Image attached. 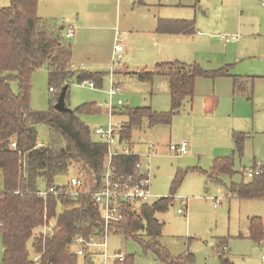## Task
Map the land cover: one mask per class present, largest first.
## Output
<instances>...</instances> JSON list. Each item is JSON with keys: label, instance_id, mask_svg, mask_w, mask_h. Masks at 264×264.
Returning <instances> with one entry per match:
<instances>
[{"label": "rangeland", "instance_id": "1", "mask_svg": "<svg viewBox=\"0 0 264 264\" xmlns=\"http://www.w3.org/2000/svg\"><path fill=\"white\" fill-rule=\"evenodd\" d=\"M11 0H0V8ZM37 14L61 30L64 42L72 46L74 68L103 72L102 85L89 87L88 82L70 80L68 105L75 109L94 104L100 110L81 114V120L92 133L96 127H107L108 110L151 107L156 112H170L168 84L164 80L142 82L135 74L154 69L157 63L181 61L197 63L206 71L225 70L229 76L215 79L199 77L193 101L186 100L173 114L170 125L149 126L147 122L133 130V141L143 168L150 164V203L172 195V184L178 172L185 173L173 193V204L157 214L164 223L161 244L175 256L193 255L188 264H264V239H253L250 220L260 218L264 226V198L241 200L228 194L231 184L250 182L245 170L264 164V6L260 0H38ZM168 19L194 21L195 33L162 30L160 22ZM74 25L77 35L64 38L67 26ZM118 40L125 47L122 64H116L113 79L123 88L121 95L110 97L111 65ZM238 36L235 42L221 39ZM112 51V53H111ZM123 71L127 74H119ZM243 82L244 91L235 90L234 78ZM31 106L37 111L50 108L55 96L67 84L50 91L47 66L35 70L31 77ZM153 82V84H152ZM14 93L18 83L11 84ZM122 100L123 105H118ZM115 120H119L118 117ZM39 140L49 143V129L38 127ZM243 135V150L237 151L234 134ZM189 142V153L178 156L171 144ZM155 145L153 157L146 158L147 145ZM233 159V175L223 174L218 184L208 181L215 160ZM78 168L58 175L55 185L63 186L77 176ZM2 182L0 179V190ZM222 203L215 208L217 198ZM139 203V202H138ZM183 209L184 214L178 210ZM60 211L63 209L60 208ZM144 238H146L144 236ZM106 264H115L121 254L132 264H166L152 250H144L139 241L111 234L107 240ZM226 247L225 250H222ZM31 250V243H29ZM75 248V246H73ZM3 245L0 235V264ZM31 256L33 252L31 250ZM128 261V262H129ZM78 264H85L79 257ZM92 264H104L95 258Z\"/></svg>", "mask_w": 264, "mask_h": 264}, {"label": "trees", "instance_id": "2", "mask_svg": "<svg viewBox=\"0 0 264 264\" xmlns=\"http://www.w3.org/2000/svg\"><path fill=\"white\" fill-rule=\"evenodd\" d=\"M38 0H11L0 8V235L4 248L2 264H78L79 257L73 250L76 238L101 235L103 219L100 207L87 196L72 200L65 196L38 192L57 187L55 178L68 173L72 167L83 173L88 189H97L106 163L107 145L95 141L91 130L80 118L81 114L96 113L94 104H83L71 111L55 108L60 93L46 111L31 106L32 81L35 70L47 66L50 89L67 84L66 106L69 99L70 80L78 83L91 81L102 85L104 73L89 70H71L72 46L67 45L61 34L63 27H56L37 14ZM193 34L194 21H162V30L168 29ZM138 80L151 82L156 76L168 78L170 86V112H156L151 107L127 108L121 113L126 118L122 137L132 143L133 130L144 122L149 126L170 125L173 114L180 111L186 100L193 101L199 77L215 79L227 76L223 69L206 71L197 63L166 62L154 69L134 73ZM19 90L14 93L13 82ZM243 82L234 78L235 90L244 91ZM52 92V91H51ZM49 129V143L39 146L38 127ZM243 135L234 134L237 151L243 150ZM16 144L14 147L13 144ZM137 157H116L113 166L119 173L135 169ZM211 183L221 182L223 174L233 175V159L215 160L210 173L205 172ZM185 173L178 172L172 184V195L161 197L153 203H132L124 207V219L113 223L111 234L122 235L126 240L139 241L144 250H152L166 264H188L193 255L173 257L161 244L164 223L157 214L167 211L173 204ZM98 186V187H97ZM59 187V186H58ZM228 194L241 200L264 198V164L259 175L250 182L231 184ZM63 210L60 211L59 209ZM56 221V232L44 237L42 229L47 220ZM254 240L264 239V226L260 218L250 220ZM144 236L146 238H144ZM31 243V250L29 248ZM85 264H89L83 258ZM129 261V260H128ZM125 259L115 264H132Z\"/></svg>", "mask_w": 264, "mask_h": 264}, {"label": "built area", "instance_id": "3", "mask_svg": "<svg viewBox=\"0 0 264 264\" xmlns=\"http://www.w3.org/2000/svg\"><path fill=\"white\" fill-rule=\"evenodd\" d=\"M264 5V0H260ZM76 27L69 26L64 38L72 39L76 35ZM119 31L116 30L115 45L113 49V60L111 65V88L109 91L110 97L123 93L121 83L114 81L113 75L116 73V64H122V53L125 47L122 41L118 40ZM222 39L228 41H236L238 36L233 35L231 38L226 35L221 36ZM89 87H95L93 82L87 83ZM50 91L55 92L53 88ZM122 100H118V105H122ZM109 121L107 127H96L92 133L98 138V141L107 145L106 163L104 170L101 173L99 184L97 189H88L83 178V173H78L77 176L70 178L68 183L63 186L55 187L50 190H40L38 193L42 196L54 194L56 196H65L72 200H78L81 197H90L101 209V216L103 219V232L101 235H94L89 238L80 236L76 238L73 243L74 252L78 257L84 258L92 264L93 259L102 258V262L106 264L109 255L107 254V240L110 233L111 225L115 222H119L124 219V207L127 204L132 203H146L154 195L150 191L151 187V174L150 164L148 168L144 169L140 160V155L135 151L134 145L128 140L122 137L125 124L115 120L114 108L108 110ZM39 143V146H42ZM15 147L16 144L14 143ZM170 150L174 151L176 155L183 156L189 153V142L181 141L178 144H171ZM156 152L155 145L148 144L147 153L144 154L146 158H151ZM137 157L139 161L135 165V169L129 173H119L113 166V160L116 157ZM261 165L259 169L245 170L244 174L247 178H252L255 175H259L261 171ZM98 187V186H97ZM223 197L217 198L214 207L216 208L219 203H222ZM179 214H184L183 209L178 210ZM57 230L56 221L47 220L44 228L42 229V235L44 237L53 235ZM223 247L222 250H225ZM115 259L117 262H123L125 259L121 254H116ZM264 260V259H263Z\"/></svg>", "mask_w": 264, "mask_h": 264}, {"label": "crops", "instance_id": "4", "mask_svg": "<svg viewBox=\"0 0 264 264\" xmlns=\"http://www.w3.org/2000/svg\"><path fill=\"white\" fill-rule=\"evenodd\" d=\"M168 2L170 1V0H167ZM179 1H181V0H179ZM262 6H264V5H262ZM184 19H182V20H175V19H168V21H183ZM164 21H167V20H164ZM185 21H190V20H185ZM69 26H74V25H69ZM69 26H67V27H69ZM61 27H63V26H61ZM77 29V28H76ZM196 30V29H195ZM182 33V32H181ZM195 33V32H194ZM193 33V34H194ZM76 35H77V30H76ZM76 35H75V37H76ZM222 39V38H221ZM222 40H224V39H222ZM224 41H226V40H224ZM228 41H231V40H228ZM228 41H226L227 43H228ZM232 42H235V41H232ZM111 53H112V51H111ZM166 62H168V61H166ZM166 62H160V63H157V64H161V63H166ZM172 62H176V61H172ZM178 62H181V61H178ZM182 63H185V62H182ZM156 64V65H157ZM188 64V63H187ZM71 66L74 68V64L73 63H71ZM117 73H119V74H124V75H127V74H125V73H123V71H119V72H117ZM135 72H131V74H134ZM227 76H229V75H227ZM155 79L156 80H164V81H166L167 82V84H168V90H169V94H170V86H169V81H168V78L167 77H165V76H156L155 77ZM120 83V82H119ZM152 84H153V82H152ZM121 95V94H120ZM123 105V104H122ZM123 110L124 109H121V110H119V112H118V109H115L114 108V118H116V117H118L119 118V120H117V121H119V122H122V123H125V120H126V118L124 117V116H122V112H123ZM133 137V136H132ZM133 139V138H132ZM133 141V140H132ZM39 143H42L43 145H45V143L44 142H42L41 140L39 141ZM132 144L134 145V148L136 149L137 148V146H136V143H134V142H132ZM150 144V143H149ZM147 150H148V145H147V149H146V153H147ZM142 157V155H140V158ZM145 157V156H144ZM155 198V197H154ZM159 199V198H158ZM157 199V200H158ZM156 201V200H155ZM154 202V201H153ZM153 202H151V203H153ZM148 203H150V201H148ZM116 263V262H115Z\"/></svg>", "mask_w": 264, "mask_h": 264}, {"label": "water", "instance_id": "5", "mask_svg": "<svg viewBox=\"0 0 264 264\" xmlns=\"http://www.w3.org/2000/svg\"><path fill=\"white\" fill-rule=\"evenodd\" d=\"M66 90H67V87L62 90V92L59 95L58 101L55 104V108L58 111H61V112H67V111H71L72 110L68 106H66V101H65Z\"/></svg>", "mask_w": 264, "mask_h": 264}]
</instances>
